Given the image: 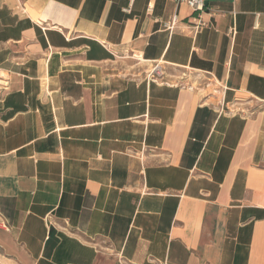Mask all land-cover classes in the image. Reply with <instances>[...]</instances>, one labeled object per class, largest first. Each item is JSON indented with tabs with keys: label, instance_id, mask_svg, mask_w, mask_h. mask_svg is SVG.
Instances as JSON below:
<instances>
[{
	"label": "crops",
	"instance_id": "1",
	"mask_svg": "<svg viewBox=\"0 0 264 264\" xmlns=\"http://www.w3.org/2000/svg\"><path fill=\"white\" fill-rule=\"evenodd\" d=\"M0 264H264V0H0Z\"/></svg>",
	"mask_w": 264,
	"mask_h": 264
},
{
	"label": "built area",
	"instance_id": "2",
	"mask_svg": "<svg viewBox=\"0 0 264 264\" xmlns=\"http://www.w3.org/2000/svg\"><path fill=\"white\" fill-rule=\"evenodd\" d=\"M173 2L180 4V3H186L194 12L195 16L198 17L199 14H201L205 10L206 6V0H172ZM176 23V16L165 23L166 27L172 28L174 24ZM203 23L201 22L200 25Z\"/></svg>",
	"mask_w": 264,
	"mask_h": 264
}]
</instances>
